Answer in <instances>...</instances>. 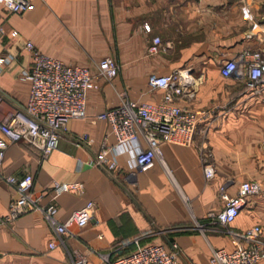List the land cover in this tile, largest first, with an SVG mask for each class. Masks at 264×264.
<instances>
[{"label": "crops", "instance_id": "obj_1", "mask_svg": "<svg viewBox=\"0 0 264 264\" xmlns=\"http://www.w3.org/2000/svg\"><path fill=\"white\" fill-rule=\"evenodd\" d=\"M33 9L8 12L0 4V116L27 101L26 75L31 42L45 56L87 68L96 87L87 94L86 116L68 122L55 150L47 157L22 142L6 141L0 167V216L14 198L5 176L31 174L37 187L53 180L79 181L81 196L62 194L56 200L62 219L86 203L94 204L92 219L76 238L49 250L52 231L31 214L20 215L0 228V264H73L79 254L99 264L88 246L111 258L128 254L137 244H162L180 249L181 264H210L213 250L231 251L235 240L211 214L222 208L218 196L225 185L234 195L244 181L264 179V85L253 90L245 78L223 77L220 66L244 52L264 58V0H29ZM147 25L149 31L144 29ZM17 32L16 36L11 33ZM161 43L149 53L154 38ZM112 58L118 75L108 81L98 76L97 64ZM182 73L188 78L174 105L205 109L209 115L196 129L193 144H163V161L136 171L120 155L118 168L93 165L103 143L114 144L109 124L98 115L123 99L159 103L166 92L148 84L150 75ZM210 164L208 179L204 166ZM50 196H46L47 202ZM259 225L264 230V202L250 196L228 226L240 234ZM102 235V243L96 236ZM258 264H264V260Z\"/></svg>", "mask_w": 264, "mask_h": 264}, {"label": "built area", "instance_id": "obj_2", "mask_svg": "<svg viewBox=\"0 0 264 264\" xmlns=\"http://www.w3.org/2000/svg\"><path fill=\"white\" fill-rule=\"evenodd\" d=\"M0 4L10 13L23 14L33 9L29 0H0ZM144 29L149 31L147 25ZM5 34L0 25V40ZM14 37L17 32L13 31ZM160 39L154 38L148 47L149 53L159 51ZM25 49L32 53V63L26 75L30 90L26 103L6 116H0V132L9 142H22L38 149L42 157L49 156L58 145L61 135L72 119L86 116L87 94L96 87L95 76L84 67L63 63L37 51L31 42ZM6 58H0V67ZM98 76L108 81L119 72V65L112 58H104L97 64ZM223 77L240 76L245 78L249 88L257 90L264 85V58L260 52H244L238 59L226 60L220 66ZM188 83L185 74L158 76L152 74L148 84L153 89L166 92L159 103H140L123 99L118 106L110 108L97 117L106 121L114 137V144L103 143L93 165L107 171L118 168L117 156H124L136 171H146L155 161L163 164V144L190 146L199 122L209 115L205 109L189 110L173 103V95L182 94V86ZM6 141L0 140V167L4 161ZM206 178L213 177L210 164L204 166ZM5 181L13 187L14 198L5 216H0V228L11 225L20 215L37 216L43 225L52 231L48 249L64 246L66 241L76 238L92 219L94 204L83 207L62 219L56 200L62 194L81 196L85 193L82 182H60L53 180L46 187H37L31 174L20 177L5 176ZM50 196L44 202L46 196ZM259 195L264 202V179L258 182H242L234 195L229 194L225 185L220 186L218 196L222 208L210 215L212 222L224 226V232L234 238L235 247L231 251L213 250L210 264H258L264 260V230L254 225L237 234L228 226L234 222L247 199ZM100 243L104 238L96 236ZM125 255L111 258L112 248L104 245L100 251L92 245L89 253L98 259L99 264H181L180 249L176 243L167 248L162 244L139 245ZM73 264H90L88 257L79 254Z\"/></svg>", "mask_w": 264, "mask_h": 264}]
</instances>
